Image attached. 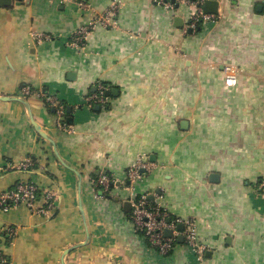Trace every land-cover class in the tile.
Instances as JSON below:
<instances>
[{
  "label": "crops",
  "instance_id": "crops-1",
  "mask_svg": "<svg viewBox=\"0 0 264 264\" xmlns=\"http://www.w3.org/2000/svg\"><path fill=\"white\" fill-rule=\"evenodd\" d=\"M169 1L0 5V191L27 181L39 201L57 194L49 215L0 207L7 264H264V0H217L194 29L198 0ZM111 3L113 24L68 46ZM35 32L50 39L36 43ZM99 84L104 102L88 104ZM39 91L65 106L69 130ZM139 160L149 168L131 182ZM103 174L116 183L97 189ZM140 193L194 219L201 260L182 233L167 254L143 239L129 217Z\"/></svg>",
  "mask_w": 264,
  "mask_h": 264
},
{
  "label": "built area",
  "instance_id": "built-area-1",
  "mask_svg": "<svg viewBox=\"0 0 264 264\" xmlns=\"http://www.w3.org/2000/svg\"><path fill=\"white\" fill-rule=\"evenodd\" d=\"M60 3L68 2L69 0H55ZM158 3L163 4L165 7H172L173 2L169 0H156ZM186 1L189 0H180ZM204 0L196 1V7L191 15V21L188 24L189 28H196L199 23L212 19V14L203 10ZM80 4H82L80 2ZM118 9V3H111L105 12L96 19L92 20L88 25L80 26L75 30L71 36V40L68 46L72 48H81L85 43V40L90 33L91 29L96 25L108 26L113 24L112 18L116 14ZM33 38L36 43L49 40L50 36L42 32H35ZM225 81L228 85H234L236 83L235 68L226 67L225 69ZM104 90L105 86L99 84L96 92L90 93L86 96L85 101L88 104L104 102ZM24 93H32L33 89L26 85L22 87ZM38 94H42L40 91ZM45 100L50 106L55 107L58 116V125L69 130L65 123L63 116L65 114V106L57 101L53 95H44ZM32 164L29 158L13 165L12 168H28ZM149 164L144 160H139L136 164L129 167L128 178L131 182L139 180L142 177L141 169H148ZM95 183L97 186L108 187L110 184H115L116 180L110 174L100 175ZM260 185L264 190V179L261 180ZM134 188L132 189V191ZM37 189L32 182L21 181L17 186L8 191H0V207L3 210H8L11 207H15L20 203H25L32 212L40 213L43 215H49L52 207L54 206V200L57 194L53 190H48L44 193L42 201L37 199ZM149 194L140 193L133 195L130 198L131 211L130 219L133 221L135 229L141 234L143 239L148 244L155 247L160 254H167L174 246L177 236L182 233L187 248L193 253L198 260L202 259L204 246L198 241L196 234L195 221L192 218L181 219L179 217H172L168 213L167 209L159 205V203L151 200L149 201ZM42 202V203H41ZM182 223L183 229L179 231L177 225ZM170 229V235L165 234V229ZM5 262V260H1ZM3 264V263H2Z\"/></svg>",
  "mask_w": 264,
  "mask_h": 264
},
{
  "label": "water",
  "instance_id": "water-1",
  "mask_svg": "<svg viewBox=\"0 0 264 264\" xmlns=\"http://www.w3.org/2000/svg\"><path fill=\"white\" fill-rule=\"evenodd\" d=\"M11 3V0H0V5L1 6H5V5H8ZM217 5H218V2L217 0H204L203 2V10L207 13H216L217 12ZM106 94H108V92H106ZM0 98H3L2 96H0ZM67 111L68 112H71V107L68 106L67 107ZM36 129L38 130V132L44 136L45 138H48L49 140H51L53 142V140L48 136L46 135L43 131L39 130V128L36 127ZM54 144V142H53ZM55 146V145H54ZM56 152V150H55ZM150 198H152V196H149ZM127 204V202H126ZM80 209H81V204L79 205ZM180 229L182 227V225L180 224L179 225ZM171 231L170 229H165V234L166 235H170ZM71 248H68L65 250V253H67Z\"/></svg>",
  "mask_w": 264,
  "mask_h": 264
},
{
  "label": "trees",
  "instance_id": "trees-1",
  "mask_svg": "<svg viewBox=\"0 0 264 264\" xmlns=\"http://www.w3.org/2000/svg\"><path fill=\"white\" fill-rule=\"evenodd\" d=\"M97 187V189H100L102 186H96ZM149 201H151L150 199H149ZM7 238L5 239V233L2 235H0V245L3 243V242H5V244H7ZM5 254L3 253V250L0 248V260H7L6 259V257L4 256ZM5 264H7L6 262H5Z\"/></svg>",
  "mask_w": 264,
  "mask_h": 264
},
{
  "label": "rangeland",
  "instance_id": "rangeland-1",
  "mask_svg": "<svg viewBox=\"0 0 264 264\" xmlns=\"http://www.w3.org/2000/svg\"><path fill=\"white\" fill-rule=\"evenodd\" d=\"M150 198V197H149Z\"/></svg>",
  "mask_w": 264,
  "mask_h": 264
}]
</instances>
